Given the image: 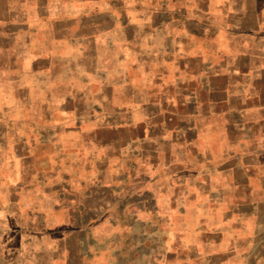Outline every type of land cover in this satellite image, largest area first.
Wrapping results in <instances>:
<instances>
[{
  "label": "crops",
  "instance_id": "obj_1",
  "mask_svg": "<svg viewBox=\"0 0 264 264\" xmlns=\"http://www.w3.org/2000/svg\"><path fill=\"white\" fill-rule=\"evenodd\" d=\"M0 12L2 34L10 42L7 44L22 45L13 52L17 59L28 61V69L46 74L66 68L72 74L102 78L83 83L81 90L63 97L61 107L70 102V107L86 108L91 119L96 118V108L152 109L156 133L151 138L150 153L154 171L163 164L167 172L172 166L184 169L185 163L175 164L173 159L186 149L199 157L198 162L206 163L207 152L192 145L203 138L213 119L219 124L215 138H223L224 130L225 134H246L250 170L261 171L258 179L264 191V0H1ZM127 61H134L130 67L146 84L134 86L127 80ZM112 69L117 79H110ZM147 76L151 81L147 82ZM104 112L97 115L100 120L111 121V112ZM127 116L125 113L123 122L127 123ZM72 118L79 123V115ZM46 136L40 139L51 138ZM145 140L140 138L141 143ZM62 147L61 143L54 148ZM70 151L78 158L79 142ZM234 154L239 156L238 151ZM176 177L169 175L165 186L184 192L188 181L179 174ZM66 178L64 175L52 185L43 177L17 184L19 192L33 194L29 204L17 203V210L38 221V228L29 225L21 231L25 239L12 251L18 264H88L93 259L87 254L92 233L86 223L95 218L96 210L87 205V191L79 197ZM160 180L159 175L152 180L157 194L150 199L151 206L175 198L160 197ZM23 199L20 197L27 203ZM57 213L77 220L74 237L48 245L46 220ZM151 214H155L153 208ZM172 240L164 245L161 264H173L169 258L176 253L180 264H188L195 257L202 264H239L237 253L233 260L232 255L209 252L206 246L192 249ZM256 246L240 264H264L258 252L254 253ZM71 250L75 253L72 262L61 256ZM125 251L124 245L108 248L106 264H131L127 256L134 255V261L140 256L136 247L127 256ZM195 251L199 254L194 257ZM112 257L117 258L114 263ZM149 264H159V257Z\"/></svg>",
  "mask_w": 264,
  "mask_h": 264
},
{
  "label": "rangeland",
  "instance_id": "obj_2",
  "mask_svg": "<svg viewBox=\"0 0 264 264\" xmlns=\"http://www.w3.org/2000/svg\"><path fill=\"white\" fill-rule=\"evenodd\" d=\"M1 34L2 29L0 264H18L12 251L25 239L21 231L29 225L38 228V221L29 219L17 210V203L21 206L29 204L33 195L22 190L19 192L17 184H29L43 177L48 185H52L64 179V175L79 197L86 195L87 191V205L89 209L94 207L96 210L95 218L87 223L80 222L88 224L92 233L87 254H92L93 259L88 264L108 263L107 249L115 250L122 245L126 248V256L135 247L139 251L140 256L136 261L134 255L127 256L132 259L131 264H149L156 256L161 264L164 259L162 250L168 239L189 245L192 249L201 250L206 246L209 252L232 255L233 260L237 253L239 264L257 245L254 253L258 252L259 260L264 261V191L258 179L261 171L250 170V159L245 150L246 134L230 131L225 134L224 130L223 138H215L219 124L212 119L203 138L192 145L197 150L207 152L206 163L203 160L199 163V157L193 151L177 146V149L186 150L176 151L182 152V155H176L174 163H185L187 168L172 166L167 172L163 164L156 172L150 153L151 138L156 133L151 122V108H96V118L91 119L88 116L92 114L86 108L70 107V102H65L68 104L61 107L63 97L81 90L83 83L97 82L102 78L72 74L66 68L46 74L30 70L28 61L17 59L13 52L21 50L22 45L7 44L10 42ZM207 53L211 54L209 49ZM125 65L127 80L134 86L142 84L144 78L130 67L134 61H127ZM147 66L151 70L152 63L149 62ZM117 78L112 69L110 79ZM150 79L151 76L146 77L147 82ZM149 85H146L147 88ZM45 102L46 107L43 106ZM103 112H111L112 116L114 112L117 114L110 117L111 121L104 122L97 116ZM125 113L129 117L127 123L123 122ZM76 115H79V123L72 118ZM43 133L51 138L40 139ZM142 136L146 140L141 143ZM76 142H79L78 158L70 151ZM61 143L62 150H56L54 147ZM236 151L239 156L234 154ZM177 174L188 181L184 192L165 186L169 175H174L176 179ZM156 175H159L162 184V188H158L160 197L161 194L167 198L174 195L173 202L165 200L151 206L150 199L157 194L152 184ZM20 197L27 203L21 202ZM140 199H143L142 207L139 205ZM151 208L156 215L151 214ZM76 223L77 220H71L69 215L62 213L47 218L45 243L49 245L74 237ZM66 246L73 248L71 243ZM193 253L194 257L199 254L198 251ZM61 256H67L70 262L75 259L72 250L61 253ZM177 258L176 253L169 258L173 262H169L180 264ZM116 260L115 257L110 259L111 263ZM191 260L188 264H202L195 261L200 260L198 257Z\"/></svg>",
  "mask_w": 264,
  "mask_h": 264
}]
</instances>
